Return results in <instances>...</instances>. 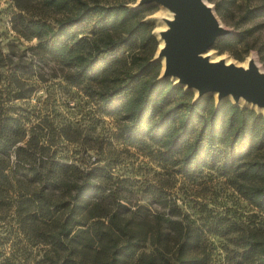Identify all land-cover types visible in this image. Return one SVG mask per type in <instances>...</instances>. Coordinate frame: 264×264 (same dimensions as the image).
<instances>
[{
	"label": "trees",
	"instance_id": "16d2710c",
	"mask_svg": "<svg viewBox=\"0 0 264 264\" xmlns=\"http://www.w3.org/2000/svg\"><path fill=\"white\" fill-rule=\"evenodd\" d=\"M133 1L41 0L61 17L55 24L23 19L22 31L67 68L66 81L99 112L118 117L122 142L176 173L212 172L264 213V113L210 94L195 98L159 77L153 23L143 20L146 8L128 6ZM225 1L215 0L221 16L231 11ZM243 39L232 33L214 48L239 58ZM2 93L0 264H205L192 253L195 227L105 203L96 173L52 149L55 143L27 126ZM243 246V264H264V229L247 234Z\"/></svg>",
	"mask_w": 264,
	"mask_h": 264
},
{
	"label": "rangeland",
	"instance_id": "374dc122",
	"mask_svg": "<svg viewBox=\"0 0 264 264\" xmlns=\"http://www.w3.org/2000/svg\"><path fill=\"white\" fill-rule=\"evenodd\" d=\"M206 2L220 24L229 30L228 35L241 32L244 39L238 45L239 58L218 52L215 45L203 55L211 61L228 58L238 66L252 58L257 68L264 71V0L225 1L231 11L224 16L216 11L215 0ZM128 6L146 8L143 20L153 23L158 42L152 59L160 61L156 33L162 24L159 14L170 10L155 2L139 5V0ZM249 9L252 13H247ZM60 17L44 7L41 0H0L3 102L14 106L27 126L37 125L36 131H41L49 143H55L52 149L56 147L58 154L92 169L105 203L118 201L131 209L140 206L147 219L164 214L183 226L188 224L190 231L195 227L198 244L192 253L205 264H243L245 238L251 231L264 229V213L224 178L209 171L199 176L176 173L145 150L122 142L118 117L99 112L80 86L66 81L67 68L45 56L36 46L37 39L22 31L23 19L41 18L55 24ZM194 95L199 97L195 92ZM210 95L220 101L216 94ZM237 104L264 113L251 103ZM150 248L145 245V251Z\"/></svg>",
	"mask_w": 264,
	"mask_h": 264
},
{
	"label": "water",
	"instance_id": "95a60500",
	"mask_svg": "<svg viewBox=\"0 0 264 264\" xmlns=\"http://www.w3.org/2000/svg\"><path fill=\"white\" fill-rule=\"evenodd\" d=\"M151 2L174 13L169 28L161 33L165 44L157 52L158 58L163 55L165 59L161 77H176L175 83L197 90L199 97L216 93L218 100L230 99L236 104L242 97L264 110V71L253 63L244 68L203 56L229 34L206 0H139V5Z\"/></svg>",
	"mask_w": 264,
	"mask_h": 264
},
{
	"label": "bare ground",
	"instance_id": "6f19581e",
	"mask_svg": "<svg viewBox=\"0 0 264 264\" xmlns=\"http://www.w3.org/2000/svg\"><path fill=\"white\" fill-rule=\"evenodd\" d=\"M209 6L210 4L208 2H206ZM160 18H161V21H162V24L161 26L157 29V35H158V40H159V46L158 48H162L165 44V40L164 38L161 36V33L164 32L165 30H167L169 28V25H168V21H171L173 18H174V13L171 12V11H168V12H160ZM204 56V55H203ZM159 60L161 61L162 63V67L164 66V63H165V59H164V56H160L159 57ZM211 61V59H209ZM222 60L224 61V63H231V61L228 59V58H222ZM250 63H253L254 65H256V62L255 60H253L252 58H248L246 63L243 65L244 68H247L248 65ZM174 81L177 80L176 77H173ZM194 92L195 94H197V90L194 89ZM216 94V93H215ZM241 102H245V100L240 97L237 101V103H241ZM256 105V104H254ZM259 108V107H258ZM260 109H262V107H260Z\"/></svg>",
	"mask_w": 264,
	"mask_h": 264
}]
</instances>
